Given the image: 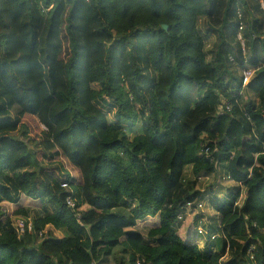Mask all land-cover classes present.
Returning a JSON list of instances; mask_svg holds the SVG:
<instances>
[{"label": "trees", "instance_id": "obj_1", "mask_svg": "<svg viewBox=\"0 0 264 264\" xmlns=\"http://www.w3.org/2000/svg\"><path fill=\"white\" fill-rule=\"evenodd\" d=\"M261 4L0 0V264H102L119 247L118 264H264ZM219 171L236 187L209 196L220 223L201 249L180 222ZM33 210L19 238L12 216Z\"/></svg>", "mask_w": 264, "mask_h": 264}, {"label": "rangeland", "instance_id": "obj_2", "mask_svg": "<svg viewBox=\"0 0 264 264\" xmlns=\"http://www.w3.org/2000/svg\"><path fill=\"white\" fill-rule=\"evenodd\" d=\"M262 5L263 4H261V6ZM64 41L66 43L65 39H64ZM206 43H207L206 51L208 53V56H209L208 59L210 61L212 58L211 51L215 46L216 37H214V36L208 37L206 39ZM63 57L65 59H67V57H68V53L66 50L64 51ZM236 76L238 77V73L236 74ZM244 95H245L244 99H247V98L249 99V97H252V99H255V97L250 95V93L247 91H244ZM110 117L112 118V116H110ZM43 129H44V127H43ZM186 175H187V178H192V172H191L190 167L187 168ZM234 187H236V184L233 183L232 181L228 180L226 175L220 171L215 173V175L209 176L208 178L207 177L201 178V180L198 181L197 190H200L201 192H203L204 197H203V199L197 201L196 203H202L204 205V208L201 210L198 208L193 209L192 211H189L188 214L184 215L183 220L180 222L182 231H179V234H180L181 239H183L184 241L186 240L190 243L197 244L198 246H199V244L203 245L204 244L203 239H205V237H202V236L199 237L197 234V231H198L197 224H198L199 220L202 218H205L207 220V226L211 222L212 223L215 222V226L217 227L220 223V216L215 212V210L213 208L209 207V203H208L209 196L213 195V193H216V195L218 197H220L222 199L226 198L228 196V194L234 189ZM7 211H8V208H5V206L0 207V213L2 212V213L7 214ZM34 215H35V210H33L32 214L30 215L31 220L34 219V217H35ZM199 215H202V217L198 221H196V217H198ZM15 217H17V216H12V219L14 220ZM139 225H140V227H145V228H152V227L156 226V224H149V222H144V223L141 222ZM53 232H54L55 236H57V237H60V236L63 237L64 236V234L62 232H56V231H53ZM26 242H28L30 246H33V244H34V241L32 242L31 238H27ZM226 251H227V249H226ZM120 255H122V248L121 247L115 249L113 256L108 258L106 260V262H104L102 264H118V260H119L118 256H120ZM229 259L231 260V256L225 257V261H229Z\"/></svg>", "mask_w": 264, "mask_h": 264}, {"label": "built area", "instance_id": "obj_3", "mask_svg": "<svg viewBox=\"0 0 264 264\" xmlns=\"http://www.w3.org/2000/svg\"><path fill=\"white\" fill-rule=\"evenodd\" d=\"M263 9H264V4L262 5ZM241 32L239 34V37H238V41L243 49V54L245 55L246 54V43H245V39L243 37V27L240 28ZM233 59L231 58V61ZM242 74V77H243V85L246 86L250 80H252L255 76V71L253 69H251L250 67H246L242 70L241 72ZM225 111H230V107H227L226 110H222L220 109V111L218 112L219 115H223L225 113ZM207 153V152H206ZM212 175H215L212 174ZM208 178V177H207ZM228 178V177H227ZM229 180V178H228ZM62 187L66 188L67 185H62ZM243 200V199H242ZM242 200L240 203H242ZM67 204L70 206V207H74V204H73V201L71 200V198H68L67 199ZM203 209L204 208V205L202 203H187L186 205V209L187 211H192L193 209ZM13 221V227L14 229L16 230L17 234H18V237L19 238H23L25 237L27 234H32L33 233V223H32V220L31 219H27L25 217H15L14 220L12 219ZM78 224L81 226V227H85L83 221H82V218H81V215L78 216ZM206 226H207V220L205 218H202L199 220L198 222V234L199 235H203V236H206L208 234L207 232V229H206ZM40 237L43 236V234L41 233L39 235ZM216 239V236H212V240H215ZM93 264H96L93 263Z\"/></svg>", "mask_w": 264, "mask_h": 264}, {"label": "clouds", "instance_id": "obj_4", "mask_svg": "<svg viewBox=\"0 0 264 264\" xmlns=\"http://www.w3.org/2000/svg\"><path fill=\"white\" fill-rule=\"evenodd\" d=\"M188 212H189V211H187V213H188ZM197 227H198V224H197ZM206 229H207V226H206ZM207 232H208V230H207ZM197 234H198V231H197ZM198 236H199V237H201V236H202V237H205V239H203V242H204L203 247H201L202 245L199 244V247H200L201 249H204L205 246H206V243L208 242V234H207L206 236H203V235H199V234H198ZM217 238H218V237L216 236V239H217ZM216 239H215V240H216ZM211 240H212V238H211ZM212 241H214V240H212ZM205 242H206V243H205ZM222 260L224 261L225 258H223Z\"/></svg>", "mask_w": 264, "mask_h": 264}, {"label": "water", "instance_id": "obj_5", "mask_svg": "<svg viewBox=\"0 0 264 264\" xmlns=\"http://www.w3.org/2000/svg\"><path fill=\"white\" fill-rule=\"evenodd\" d=\"M162 27H163V30L168 31L169 27L167 25H163Z\"/></svg>", "mask_w": 264, "mask_h": 264}, {"label": "crops", "instance_id": "obj_6", "mask_svg": "<svg viewBox=\"0 0 264 264\" xmlns=\"http://www.w3.org/2000/svg\"><path fill=\"white\" fill-rule=\"evenodd\" d=\"M188 214V213H187ZM149 220H152V218H149ZM212 223V222H211ZM179 231H182L181 230V228L179 229ZM179 234V233H178ZM179 236H180V234H179ZM188 240V239H187ZM201 247H203V245L201 246Z\"/></svg>", "mask_w": 264, "mask_h": 264}]
</instances>
